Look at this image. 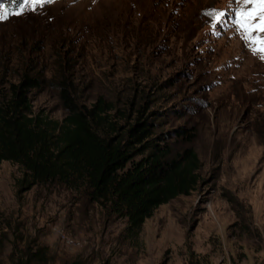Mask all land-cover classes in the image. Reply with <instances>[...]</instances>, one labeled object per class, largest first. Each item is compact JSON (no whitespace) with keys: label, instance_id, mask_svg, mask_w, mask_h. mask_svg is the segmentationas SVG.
I'll return each mask as SVG.
<instances>
[{"label":"rangeland","instance_id":"obj_1","mask_svg":"<svg viewBox=\"0 0 264 264\" xmlns=\"http://www.w3.org/2000/svg\"><path fill=\"white\" fill-rule=\"evenodd\" d=\"M261 7L0 0L9 13L0 20V102L29 72L45 79L29 94L31 115L62 121L54 81L64 71L81 103L105 100L111 135L148 119L150 139L171 157L192 147L201 160L196 188L159 205L135 236L126 217L92 199L84 178L19 192L24 167L2 161L0 263L44 247L31 264H264V142L253 128L264 115Z\"/></svg>","mask_w":264,"mask_h":264},{"label":"trees","instance_id":"obj_2","mask_svg":"<svg viewBox=\"0 0 264 264\" xmlns=\"http://www.w3.org/2000/svg\"><path fill=\"white\" fill-rule=\"evenodd\" d=\"M61 72L54 82L67 111L62 121L31 115L29 94L43 86V77L26 72L10 85L9 98L0 102V163L8 160L24 167L19 192L38 183L84 178L92 199L109 203L118 216L126 217V231L135 236L159 205L196 188L199 155L189 147L171 157L170 148L150 139L148 119L111 135L105 127V100L100 97L92 106L81 103L73 78ZM253 128L264 142V115L256 118ZM45 255L46 248L40 247L17 264H31Z\"/></svg>","mask_w":264,"mask_h":264},{"label":"snow or ice","instance_id":"obj_3","mask_svg":"<svg viewBox=\"0 0 264 264\" xmlns=\"http://www.w3.org/2000/svg\"><path fill=\"white\" fill-rule=\"evenodd\" d=\"M28 2L31 4L39 5V4L46 2V0H28ZM243 2L245 4L260 5V6H262L260 11H264V0H243ZM249 13L251 14L250 15L251 19L256 18L255 13H253L251 9H249ZM8 14L9 13L7 11L0 10V20L5 19ZM14 15H20V12H16V13H14ZM244 26L246 28L249 27L248 25H244ZM255 27H258L260 31L264 32V24H259V25H256Z\"/></svg>","mask_w":264,"mask_h":264}]
</instances>
